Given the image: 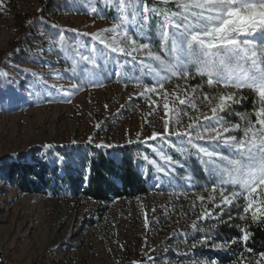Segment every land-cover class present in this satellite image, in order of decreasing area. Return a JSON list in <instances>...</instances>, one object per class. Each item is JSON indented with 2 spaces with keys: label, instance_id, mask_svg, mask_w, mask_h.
Masks as SVG:
<instances>
[{
  "label": "rangeland",
  "instance_id": "374dc122",
  "mask_svg": "<svg viewBox=\"0 0 264 264\" xmlns=\"http://www.w3.org/2000/svg\"><path fill=\"white\" fill-rule=\"evenodd\" d=\"M48 1L0 0V264H224L212 254L227 249L229 241H218L212 230L231 210L216 207L220 197L213 201L205 190L182 188L189 182L190 168L172 151L187 158V137L147 139L153 132L164 133L169 118L163 108L165 90L170 107L186 112L178 124L170 122V132H183L202 114L211 116L215 103L199 102L195 109L180 106L177 97L197 94L184 82H165L164 89L146 91L156 77L139 60L111 52L93 39V34L102 33L106 43L115 37L113 46L129 47L130 41L121 36L127 30L137 44L150 43L142 32L154 20L161 33L165 12L147 0L139 9L136 0L128 5L119 0H66L65 9L43 15ZM173 3L161 4L168 12L179 11ZM108 7L114 17L106 14ZM145 7L156 9L144 14L146 22L140 19ZM125 8L136 18L130 17L117 33L104 32L121 23ZM32 23L34 29L28 31ZM83 55L97 59V68L87 64L88 74L81 71ZM225 120L226 127L235 124ZM240 127L230 134L241 138ZM190 144L193 170L207 169V158L196 145L209 150L216 146L206 140ZM122 150L141 158L144 174L152 165L157 183L166 190L114 198L102 217L97 203L73 189L65 172L96 151L118 157ZM160 152L171 156L174 165L165 166ZM22 164L44 172L47 184L40 191L26 192L17 185V172L11 169ZM157 165L166 167L165 172ZM82 173L87 183L90 163ZM205 212L212 215L201 218ZM171 238L175 241L168 242Z\"/></svg>",
  "mask_w": 264,
  "mask_h": 264
},
{
  "label": "snow or ice",
  "instance_id": "6c2138e0",
  "mask_svg": "<svg viewBox=\"0 0 264 264\" xmlns=\"http://www.w3.org/2000/svg\"><path fill=\"white\" fill-rule=\"evenodd\" d=\"M119 2L121 5H128L130 0ZM169 2H174L180 10H165L160 52L153 51L150 43L137 44L136 38L127 36V30L121 33V36L130 41L129 47L113 46L118 42L115 37L106 43V37L102 33L93 34V39L111 52L126 55L133 61L139 60L145 71L156 77V83L146 91L155 92L157 87L164 89L165 82L175 76L187 79L189 74L183 71V68L191 60H195L199 65L198 75L207 77L206 83L210 88L222 85L236 91L247 88L254 92L256 102L253 107L256 111L253 114L256 121L253 123L248 120V114L241 115L240 118L247 123L241 138L230 134L241 131L240 124L226 127L224 114L232 112L233 105L245 98H237L235 92L210 96L201 92L203 84L192 89V92L199 93L198 95L177 99L180 106L191 109H195L199 102H204L206 106L215 103V106L211 107V116L202 114L189 123L183 132H170V122L172 125L178 124L181 114L186 112L174 105L170 107L169 93L165 90L163 108L165 117L169 118L164 120V133L153 132L152 136L147 138L167 140L170 136L187 137L189 143L206 140L210 145H215L214 150L196 145L199 153L207 158L205 162L209 167L206 170L220 177L219 182L211 186L213 193L219 191L220 205L215 206H231L240 198H244L248 202L244 212L248 213L255 203L252 194L256 192L257 187L264 189V0H161L164 4ZM142 3L143 0H136L137 9ZM155 11L156 9L145 7L140 19L146 22L144 14ZM124 12L119 18L121 23L105 29L104 32L117 33L121 28H126L130 17L136 18L127 8ZM138 53L144 55H137ZM80 60L85 62L81 71L86 74L91 72L87 64H91L93 69L98 67L94 55L80 56ZM75 64L74 60V72ZM154 64L158 67H154ZM172 95L175 96V92ZM233 114L235 115L234 112ZM221 145L223 149L229 150V155L224 154ZM159 156L165 166L174 165L175 161L171 156L163 152H160ZM152 163L156 164V161L153 160ZM157 167L160 172L166 170V167ZM229 187H238L240 191L225 194ZM198 199L203 201L204 197L200 196ZM210 199L215 200L216 197L212 196ZM261 205H264V201H261ZM258 210L264 215V208L258 206ZM211 215L212 213L205 212L201 218L206 219ZM252 216L256 218V210L252 212ZM243 239L247 240V235ZM260 255L264 257V253Z\"/></svg>",
  "mask_w": 264,
  "mask_h": 264
},
{
  "label": "trees",
  "instance_id": "16d2710c",
  "mask_svg": "<svg viewBox=\"0 0 264 264\" xmlns=\"http://www.w3.org/2000/svg\"><path fill=\"white\" fill-rule=\"evenodd\" d=\"M147 3L155 6L161 12H165L166 10L165 6L157 1L147 0ZM171 6L174 7L175 4L173 3ZM47 7L48 8L42 11L43 15H49L53 9H65L67 7V2L66 0H49ZM105 11L109 17H114L116 15L115 11L110 7ZM28 26L30 28H28V31H32L35 25L32 23L28 24ZM141 36L144 39L147 38L148 42H150L156 50H160L159 46L162 43V37L160 28L154 20L147 25L146 30L142 32ZM110 58L111 57H109V59ZM153 66L158 67V65L155 64ZM198 69L199 65L197 62L191 60L183 68V71L189 74L187 79L175 76L166 83L171 85L184 82L192 85V87L203 84L201 89L203 93L216 92L218 94H228L235 92L237 98L244 97L245 99L233 105L232 112H229L231 116L226 115L225 118L231 120L235 124H240L242 130L247 126V123L240 118L241 115L248 114V120L253 123L256 121V117L253 114L256 111V108L253 107L256 102V95L253 91L247 88L236 91L232 88H224L222 85L210 88L206 83L207 77L198 75ZM185 146L188 148L187 158L180 155L177 151H172V156H174L175 159L180 160L185 166L190 168L189 171H187L189 182L182 183V188L188 191L196 189L205 190V194H210L211 197L215 196L216 199H218L219 191L213 193L211 186L219 182V175L214 172L210 173L204 166H201L200 172L193 170L192 167L194 164L191 155L194 147L188 142H185ZM108 153L96 151L93 153V156L86 158V162H84L83 159L80 161L77 160L78 162L76 165L72 168H67L65 172V176L68 178L73 189L80 191L97 203V213L100 216L104 217L106 215L107 204L114 198L143 197L145 194L154 190L165 189L163 185L157 183L152 165L147 166L146 173L144 174L142 170V161L139 156L132 155V153L126 150H122L118 157L109 155ZM88 163H90L91 166V173L86 183L82 171ZM13 172H17V185L26 192L40 191L47 184L44 179V172L42 170L32 171L30 165H15L11 169V173ZM32 176L37 180H33ZM232 191H240V189L238 187H229L225 194ZM245 195H247V193H245ZM252 199L255 203L248 213L244 212V208L247 207L248 204L247 200L240 198L236 203L228 206L231 213L227 215L222 222L215 224V228L212 231L217 233V240L229 241V247L227 249L213 252V258L217 262L224 264L232 262L236 264H264V257L260 255L264 253V215H261L258 210V206L264 208V205H261V201H264V189L257 187L256 192L252 194ZM254 210L257 211L255 219L252 216ZM245 235H247V240L243 239ZM173 240L175 241V238H171L167 241L172 242ZM247 249H251L252 251L249 252Z\"/></svg>",
  "mask_w": 264,
  "mask_h": 264
}]
</instances>
